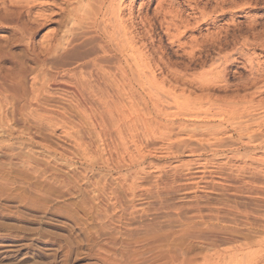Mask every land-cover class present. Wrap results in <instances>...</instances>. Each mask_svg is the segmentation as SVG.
<instances>
[{
	"label": "rangeland",
	"instance_id": "374dc122",
	"mask_svg": "<svg viewBox=\"0 0 264 264\" xmlns=\"http://www.w3.org/2000/svg\"><path fill=\"white\" fill-rule=\"evenodd\" d=\"M71 1L0 0V91H3L0 92V117L14 130L21 131L24 125L32 127L38 139L46 140L53 148L52 156L33 149L31 154L36 162L28 166L7 163L2 152L6 145L0 144V264H264V153L253 154L263 161H254L257 164L243 153L240 155L247 161L242 162V159L237 160L238 154L235 159V155L230 154L213 156L209 149L195 144L196 151L190 153L183 145L187 140L186 133L178 125L170 130L154 125L151 134L141 126L136 146L119 137L115 141L96 139L97 145L93 143L90 147L93 164L92 161L88 164L85 160L90 152L85 159L83 156L86 155L72 143L68 130L65 129L67 133L60 126L56 117L50 124L44 117L37 116L33 108H28L32 110L17 113L18 117L13 120L17 97L13 94L10 97L5 88L15 84L21 95L35 101L33 104L40 101L45 110L63 112L71 118L74 116L75 121L80 120L79 115H75L78 113L73 107L72 95L50 85L46 79L56 72L61 77L62 71L77 67L83 56L84 59L87 57L88 47H74L67 54L55 51L66 37L68 17L65 8ZM162 1H127L137 17L139 33L142 32L139 36L141 49L145 48L142 50L147 56L156 55L154 61L159 66L154 63L152 69L158 79L166 80L170 72L200 76L212 69L211 64L220 65L223 57L228 55L231 61L238 58L247 67L233 64L229 71L232 76L228 78L229 89L211 94L217 95L216 98L227 95L229 100L240 86L238 93L242 92L241 96L246 91L249 94L256 91L249 88L243 92L242 85L252 75L248 72L251 65L246 60L256 58L252 61L256 62L252 64V72L253 66L256 69L264 64V49H261L264 44V0H235L233 6L222 8V12L236 15V23H242V26L253 23L256 27L248 34L236 32L230 45L233 49L227 47L221 54L212 55L203 67H189L187 59L178 56L181 53L172 56L178 44L172 46L169 43L164 27L167 23L163 25L162 17H153ZM214 1L202 0V4H198L202 12L205 10L200 17L199 13H192L188 0H177L174 10L182 12L183 18L190 20L186 19L188 24L192 23L189 29L196 31L185 36L187 40L193 34L196 38L202 33L207 34L209 27H203L205 19L222 17L220 10L214 8L218 7ZM63 10L65 13L61 12ZM189 13L193 15L190 17ZM138 14L147 16L151 26H155L153 30L150 28L154 32L152 35L148 25L146 29L142 26ZM229 14L220 18L219 25L227 26ZM196 21H201L197 23L200 27ZM146 31H149L147 36ZM183 40L186 41L182 39L181 43ZM148 43L149 46L143 47ZM243 43L250 45L243 49ZM153 47L158 51L163 48L164 53L159 51L158 57ZM187 66L192 69L185 71ZM159 67H165L167 71L161 74L157 71ZM147 74L146 77H150ZM240 78L243 82L239 84ZM166 81L169 83L170 79ZM167 85L164 86L166 92L169 85L175 86L173 82ZM196 93L200 94L196 91L194 96ZM263 98L264 95L257 100ZM139 108L141 117L146 119L145 105ZM145 109L146 113L143 112Z\"/></svg>",
	"mask_w": 264,
	"mask_h": 264
},
{
	"label": "bare ground",
	"instance_id": "6f19581e",
	"mask_svg": "<svg viewBox=\"0 0 264 264\" xmlns=\"http://www.w3.org/2000/svg\"><path fill=\"white\" fill-rule=\"evenodd\" d=\"M127 1L128 0H72L69 6L65 8L68 17L66 37L64 36V41L61 43L59 42L56 50H53L59 51L62 54H67L71 49H74V47H83L84 49L88 47L87 49L89 50L86 55L87 57L85 56L86 58L84 59L83 56V61L81 60L82 62H80L77 67L65 69L62 71L63 74L61 77H59L60 74L56 72V74L50 75L51 77L46 79L47 83L50 85L52 84L54 87L62 88L72 95L71 98H73L72 100L74 101L73 107L78 113L75 115H79L80 120L75 121L74 116L71 118V115L68 116L63 112L56 113L53 110H45L41 107V104H39L40 101L37 102L38 96L36 98L37 103L33 104L35 101H29L27 97L25 98L21 95L22 92L20 94L19 88L15 86L16 84L10 87V85L6 83L9 87L7 86V88H5V92L10 93V97L11 94L17 97V102L15 99L16 106L14 105L15 102L12 104L15 106L13 107V109L15 108L14 111H11L13 113V120H15L17 113L19 114L24 110L27 111L26 109L28 108H33L35 113L38 114L37 116L40 118L44 117L50 124L55 122L54 118L56 117L60 126H62L64 130H68L69 133L65 131L69 134L70 139H72V143L74 142L75 144H73L76 145V148H79L83 155H86L83 156L85 159L91 150L90 147L96 139H100V142L103 138H109L115 141L117 137H119L122 140H129L131 144L136 146V140L139 139L142 127L148 134H151V129L154 125V127L157 125L158 128L162 126L167 130L173 129L175 125H178V128L182 129L184 131L183 133H186L187 140L183 142V145L190 153L196 151V147L194 149L195 144V146L198 145V147L204 150L209 149L213 156L230 154L235 155V159L237 156L236 154L240 155V153H243L247 159L253 160V164L257 161L260 162L259 160L261 159L254 157V155L258 156L256 155L257 153H264V98L259 99V101L257 100L258 97L264 95L263 62L261 63L262 65L256 64L258 65L256 69L255 66H253L254 71L252 72V64L254 63L252 61H255L256 58L250 57L249 60H246V62L251 65V67L249 66L248 68V72H251L252 75L249 73L250 77H245L248 80L243 78L246 82L243 83L242 89L243 92L249 88H255L256 91L251 94L248 93L249 91H246V95L244 93V96H241L242 92L241 94L238 93L241 91L240 86L238 90L236 89L238 92H236L234 96H231L232 100H228L227 95H225L226 98L223 96L222 98H220L221 96L216 98L217 95H215L216 97L213 96L215 92H226L227 89H229L228 78L232 77L229 71L230 68L233 67V64L240 63L242 66L247 67L245 62H240L241 60L238 58H233L232 60L235 61H231L228 55L223 57L220 65L211 64L212 69L202 75L200 74V76H188L187 72L185 75L174 74L169 70L168 72L170 73H167L166 77L170 79L169 83L173 82L175 86L173 85L174 87H172L169 85V90L166 92L164 86L169 84L166 81L169 79L160 80L155 75L156 71L153 72L154 63L156 67L159 66H157V63L154 61L156 55L153 56L154 54H148L149 56H147V52L146 54L143 52L145 48H142L143 50L141 49V37L139 38V36L142 32L139 33L140 28L138 27L139 25L136 26V16H134L132 5L128 4ZM189 1L190 0H188L187 3L191 5ZM201 1H196V3L199 4ZM234 1L235 0H215L214 2L218 7L216 6L214 8L220 10V15H222V17L219 15V18L214 17L215 19L212 20L209 18L203 19V27H209V29H206V27L204 28L207 30V34L200 33V37L197 38L192 37L193 34L188 40L185 36L192 32V30L195 31V29H189V25H192V23L188 24L186 21L188 18L184 19L182 12H179L178 9H175L178 10V12L174 10L177 0H163L162 3L157 5V9L154 12L156 16H152L157 17L160 15L162 17V23L163 21L167 23V25L166 23L163 25H166L164 26L166 27L165 35L169 43H171L172 46L176 45V43L178 44V49L172 53V56L181 53V55L178 56H183L187 59L189 63V65L188 63L187 65L189 67H203L207 64L208 58L210 59V57H213L212 55H219L224 52L225 49H228L227 47H231L230 45L233 43V40H235L236 32L240 33L246 31L248 34V32L254 30L256 27V24L253 23H247V26H242V23H236V15L229 11H221L225 6H233ZM62 2L64 3V1ZM184 3H186V1ZM192 3V5H194V0ZM206 3H204V5ZM198 4H196V6L194 5L195 7L191 5V10L194 15L199 13L201 17V14L204 15L203 12L205 10L203 9L202 12V8L200 9ZM127 11L129 12L128 17H126ZM61 12L65 13L64 10ZM190 14L191 13H189V15ZM227 14L230 15L227 26L219 25V22H221L220 18H225ZM192 15H190V17ZM138 18H140L139 21L143 27H147L148 25L149 29H147L150 31L152 26L147 16L141 17L140 15ZM159 20L161 22V19ZM200 22L196 21V24ZM17 23L18 22H16V24ZM161 25L159 27H161ZM197 25L200 27L199 24ZM195 26L194 23V28ZM154 27L155 26H153L151 30H153ZM164 27L162 28L165 29ZM190 27L193 28V26ZM149 31H146V33L144 32L145 35ZM149 33L152 35L154 32L152 33L150 31ZM245 38H247V36ZM182 39H186V41L184 42L183 40L184 43H181ZM160 44V46H162L161 42ZM242 45L243 49H247L250 44H247V46L243 43ZM144 46H149V43L148 45L144 44L143 47ZM160 46L158 45L159 48ZM261 46L260 43L259 47ZM171 47L168 51H170ZM257 48H254L255 51H257ZM157 49L156 47L155 50L159 57V51L162 53L163 51H161V49L163 48L159 49V51ZM230 49H233V47ZM230 49L229 51H231ZM261 49L263 51L264 44ZM52 53L54 54V52ZM148 53H150V51ZM239 55L240 57L243 56L242 53H239ZM171 67H173V65ZM189 67L188 69L184 67V69H187H185V71L192 69H189ZM164 70L165 67H159L157 71H161V74H163ZM59 72L60 71H58V73ZM147 73H149L150 77H146V75H148ZM241 78L239 84L243 82ZM261 84L262 86H259ZM234 85H232V88ZM179 91L180 93H178ZM196 91L200 93L199 95L196 93L198 96H194L193 94V92L195 93ZM0 92L2 93L3 91ZM212 92L214 93L211 94ZM7 93L5 94L7 95ZM177 93L181 94V96L177 95ZM142 102L144 104H142ZM162 103L165 106L162 105ZM140 105H145L147 109V116L142 114L146 119H143L140 115ZM146 109L145 111L143 110L144 113H146ZM28 110L31 111L32 109ZM31 114H33V112L29 115L31 116ZM19 118L21 119V117ZM4 122L6 121H3V118L0 117V144L3 143L6 145V150H2V152L7 163L12 164L15 162L14 164L32 165L35 161L31 154L33 149L48 153L49 155L53 153V148L47 145L46 140H39V136L37 137L38 134L36 135V133H33L32 127L29 128L24 125L21 131L14 130L15 128L13 129L11 125L9 126V123L6 124L7 122ZM96 143H98V141ZM0 149L2 148L0 147ZM91 154L90 152L88 162V158L85 160L88 164H90L89 161H92L90 160ZM80 159L84 160L82 156ZM238 159H242L241 155L237 160ZM243 159L245 158L243 157ZM243 159L242 162L247 161ZM252 160L250 161L252 162ZM250 161L248 162L250 163ZM82 163L84 162L82 161ZM91 164H93V161ZM244 164L246 165V163ZM262 166L264 167L263 164Z\"/></svg>",
	"mask_w": 264,
	"mask_h": 264
}]
</instances>
